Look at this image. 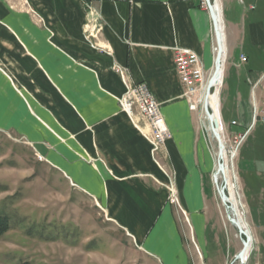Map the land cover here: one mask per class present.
Masks as SVG:
<instances>
[{"label": "crops", "instance_id": "crops-1", "mask_svg": "<svg viewBox=\"0 0 264 264\" xmlns=\"http://www.w3.org/2000/svg\"><path fill=\"white\" fill-rule=\"evenodd\" d=\"M227 1L228 17L223 0L219 5L220 126L222 134L223 126L249 134L257 122L264 126L251 124L253 111L264 110V0ZM214 45L201 0H0V131L32 145L158 264H197L182 218L159 183L166 181L160 165L171 170L205 264L211 256L221 263L223 249L209 223L217 211L216 162L183 95L173 49L195 51L209 70ZM114 65L160 103L171 131L160 165L119 104L125 86ZM261 144L260 153L242 158L249 179L239 178L255 243L249 264H264Z\"/></svg>", "mask_w": 264, "mask_h": 264}, {"label": "rangeland", "instance_id": "rangeland-1", "mask_svg": "<svg viewBox=\"0 0 264 264\" xmlns=\"http://www.w3.org/2000/svg\"><path fill=\"white\" fill-rule=\"evenodd\" d=\"M223 3L228 17L233 13L232 7L227 0H223ZM217 4L220 5V2ZM219 25L222 30V19ZM211 90L216 88L213 86ZM224 95L223 93L222 99ZM195 112L204 129L199 112ZM259 120L257 118L256 121ZM143 129L147 130L146 127ZM204 131L210 140L216 162L211 181L218 213L216 211L214 217L210 214L209 223L214 224L223 249L221 263L218 258L212 261L211 256L208 264H239L235 255L242 248L241 238L244 236L239 234L236 224L230 221V217L235 219L234 213L229 204L222 203L218 192L217 186L222 184V177L218 181L215 179L218 142L211 132ZM219 132L225 141L223 162L228 175L225 194L236 205L242 229L250 235L247 259L244 262L249 264V255H252L255 243L239 178L241 183L249 179L242 172V158L250 157L252 151L260 153V145L264 141V126L257 122L239 146L234 141L239 134L230 133L224 126L223 134L221 126ZM169 176L174 179L179 198L176 176L174 173H169ZM2 214L9 217L10 228L0 237V264H158L153 257L135 246L133 239L109 219L95 200L73 186L32 145L18 135L0 131V215ZM181 218L188 240L190 239L194 259L197 264H205L202 249L193 238L190 220L188 222L182 216ZM210 239L209 235V248ZM193 240L201 254L196 251Z\"/></svg>", "mask_w": 264, "mask_h": 264}, {"label": "built area", "instance_id": "built-area-1", "mask_svg": "<svg viewBox=\"0 0 264 264\" xmlns=\"http://www.w3.org/2000/svg\"><path fill=\"white\" fill-rule=\"evenodd\" d=\"M24 5H27L26 1L24 2ZM201 5L207 8L205 0H201ZM89 35L90 33L87 34V37ZM173 49L175 68L183 86V95L188 101L189 109L194 112H199L204 129L211 132L208 127V120L202 108L203 102L201 101V93L205 90L209 74L213 67H215L214 46L212 47V66L209 70L204 68L200 56L195 51L179 46H176ZM240 60L244 61L245 56L241 55ZM113 69L120 76L125 86V92L118 98L121 108L127 113L135 127L138 128L148 140L151 156L153 160L159 164L158 154L166 141L171 138V131L161 112L160 103L150 92L146 84L131 83L124 67L114 65ZM257 118L264 120V110H262L260 114L256 109L253 111L252 124L256 122ZM141 122L144 126H141ZM232 123L235 122L233 121ZM142 127H146L147 130H144ZM247 133L248 129L244 133L235 137L234 141L238 144L237 146L243 142ZM160 167L164 175L167 177V181L159 183L168 190V199L170 203L176 207L184 220L189 222L188 215L177 196L174 187V179L169 176V173L173 174V172L167 170L161 165ZM71 184L73 185L72 182ZM193 243L196 251L201 254L200 248L194 240Z\"/></svg>", "mask_w": 264, "mask_h": 264}, {"label": "bare ground", "instance_id": "bare-ground-1", "mask_svg": "<svg viewBox=\"0 0 264 264\" xmlns=\"http://www.w3.org/2000/svg\"><path fill=\"white\" fill-rule=\"evenodd\" d=\"M220 1L221 0H211V3L213 4V10H214V13H215V25H216V32H214V28H212L213 29V33H214V37H215V44H216V47L214 46V52L217 53L218 47H220L221 58H222V53H223V34H222V31H221V27L219 25L221 23V8L217 4V2L219 3ZM217 36H218V40H219L218 42L219 43H217ZM215 57H216V54H215ZM213 72H214V67H213L212 71L210 72L208 79L211 76H213V78H214L213 86L216 88V90H214V91L210 90V93H209V95L207 97V103L209 104V107L211 108V111L213 113V119H215L218 122V126H217L216 130L220 134V132H219V130H220V117H219L220 102H219V93L218 92H219V87H220L221 79H222V68H221V66H220V69L218 70V72L216 74H213ZM204 96H205V90L201 93V101L203 103H204ZM209 129H210V127H209ZM220 136H221V134H220ZM221 139H222V142L225 145V141L223 140L222 136H221ZM235 151H236V149H235ZM223 153H224V150H221V154H220L219 148H218V159H219L218 160V165H219V163H222V168L220 170H218V166H217L216 167V172H215V179H217V181L219 180V178L222 177V184L220 186H217L218 187V191H219L220 187L223 186V185H225V188H226V185L228 183V175H227V173L224 170ZM217 185H219V184H217ZM225 188H224V190H225ZM226 197H227V201H228L227 204L230 205V208H231V210L234 213V217H235V220L237 222L235 224H238L242 228L241 222L239 220V216H238L236 205L231 201V199L227 195H226ZM243 231L248 236V244H247V246L245 248V251H244L243 255L241 256V258H243V261L245 262L246 259H247L246 253H247V249H248L249 242H250V235H249V233L247 231H245V230H243Z\"/></svg>", "mask_w": 264, "mask_h": 264}, {"label": "water", "instance_id": "water-1", "mask_svg": "<svg viewBox=\"0 0 264 264\" xmlns=\"http://www.w3.org/2000/svg\"><path fill=\"white\" fill-rule=\"evenodd\" d=\"M205 2H206L207 9H208V12H209V15L211 18L212 28H214V32H216L215 13L213 10V4L211 3V0H205ZM218 41L219 40H218V36H217V43H219ZM220 66H221V50H220V47H218L216 57H215V67H214L213 74H216L218 72V70L220 69ZM213 84H214V78H213V76H211L207 80V83L205 86V96H204V103L202 105L203 106L202 108H203V111L206 115V118L208 119V124H209L210 130L218 142V148H219V152L221 154V150H224L225 145L222 142L220 134L216 130V128L218 126V122L215 119H213V113L211 111V108L209 107V104L207 103V97L210 93L211 88L213 87ZM221 168H222V163H219L218 170H220ZM224 188H225V185L221 186L218 192H219L222 203L225 205V204H227L228 201H227V197H226ZM226 206H228V205H226ZM230 221L233 222L234 224L237 223L236 220L231 218V217H230ZM236 226L238 228L239 234L241 236H244V238H241L242 239V248L235 255V259H239V264H244L243 258H241V256L243 255L245 248L248 244V236L246 235V233L242 230V228L238 224H236Z\"/></svg>", "mask_w": 264, "mask_h": 264}, {"label": "trees", "instance_id": "trees-1", "mask_svg": "<svg viewBox=\"0 0 264 264\" xmlns=\"http://www.w3.org/2000/svg\"><path fill=\"white\" fill-rule=\"evenodd\" d=\"M10 228L9 217L7 215H0V237Z\"/></svg>", "mask_w": 264, "mask_h": 264}]
</instances>
